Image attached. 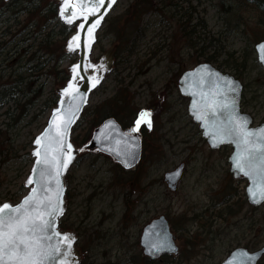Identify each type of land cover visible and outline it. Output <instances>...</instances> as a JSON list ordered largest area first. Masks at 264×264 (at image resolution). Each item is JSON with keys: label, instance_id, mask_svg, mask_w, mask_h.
Wrapping results in <instances>:
<instances>
[{"label": "rangeland", "instance_id": "1", "mask_svg": "<svg viewBox=\"0 0 264 264\" xmlns=\"http://www.w3.org/2000/svg\"><path fill=\"white\" fill-rule=\"evenodd\" d=\"M161 1L163 8L152 9L137 19L136 11L125 13L138 0H119L103 24L93 51L97 61L108 49H115L116 65L91 94L73 129L79 154L67 174L66 209L60 228L78 236L80 264H110V259L118 263L117 252L127 249L133 254L136 250L139 264H145L139 244L141 231L145 222L160 215L171 221L180 245L181 254L171 264H178V260L181 264H220L238 245L249 244L251 250L264 245V204H248L246 181L229 172L231 148L209 147L172 84L183 71L205 61L202 46L212 52L218 50L216 64L231 73L235 71L224 62L228 53L247 57L246 67L239 74L245 87L243 109L253 116L255 124L263 122L264 67L256 54L251 56L253 39L264 33L263 15L255 7L247 9L238 4L236 22L229 6L232 0H148L152 6ZM10 3H0V41L5 45L0 46V204H16L28 192L25 181L34 162L35 137L56 106L52 105L53 95L58 96L56 89L68 80L62 79V71L69 77L67 67L78 59L77 53L65 51L66 39L59 37L51 50L60 58L63 45L67 56L59 59L58 69L50 71L55 65L52 62L41 70L44 61L39 52L31 59L39 40L28 41L33 45L29 54H18L15 47L28 36H23L22 29L31 15L18 13L21 0ZM47 22L39 20L40 28ZM238 24L244 26L236 29ZM193 29L196 33L192 35ZM8 30L19 35L5 37L3 33ZM192 42H197V47L192 48ZM9 91L20 92L14 100L1 98V92ZM142 112L151 113V127L141 128L143 154L135 168L126 170L112 156L87 146L97 123L115 117L123 127H130ZM182 162L187 164L185 180L172 190L164 176ZM225 175L229 176L228 185L222 182ZM225 195L228 200L232 198L231 209L212 207L211 216L217 215L216 230L204 236L199 215L209 211L211 201L222 200Z\"/></svg>", "mask_w": 264, "mask_h": 264}, {"label": "water", "instance_id": "2", "mask_svg": "<svg viewBox=\"0 0 264 264\" xmlns=\"http://www.w3.org/2000/svg\"><path fill=\"white\" fill-rule=\"evenodd\" d=\"M10 1L11 0H4V2ZM56 1L59 3V19L68 25L76 23L75 31L66 40L65 50L68 53H77L78 59L67 67L69 79L63 87L56 89L58 94L57 104L51 111L46 127L34 140V148L32 150L34 162L30 174L25 181V185L29 187L28 192L18 203L14 204L11 201H7L0 204V206L4 204H9L13 207L20 206L23 204L24 200L32 194L33 189H40L39 183H33L32 185L28 184L30 178L36 181L40 179L39 176H33V170L37 168L36 162L39 159L35 155L38 150H40L42 154L47 150L49 160H51L52 157H56L61 166L66 163L67 167H61L58 178L55 176L54 168L48 170L45 176L46 188L44 192L47 195H51L53 200H55L56 180L59 179L60 185L62 186L61 207L63 212L56 217L55 230L62 235H68L74 238L71 245V252L69 253L68 264H71L72 261H74L75 264H80L82 257L80 251L76 247V233L69 230L65 231L60 228V218L66 209L67 174L79 154V150L72 140V130L79 121L85 107L88 105L91 93L102 84L106 75L113 69L115 61L114 49H108L102 54L98 61L93 59L92 54L104 20L114 9L119 0H115L110 6L106 0L105 7H107V12L103 15V18L100 19L99 24L92 29L91 36L88 35L86 30L95 23L97 17L88 14V19L84 20L83 16L78 15L74 18L73 23H68V14L72 11L79 12V9L69 7L68 12L62 16L61 12L63 10L64 0ZM100 11L104 12V9L101 8ZM81 24H83L85 31H81L79 27ZM77 36L80 37L78 44L74 43V38ZM70 45H72L71 48ZM254 49L258 62L264 67V39L256 43ZM75 66H79L76 73L73 72ZM225 79L231 81L233 86L238 90L235 93H227L229 99L234 97L236 100L235 108L238 118L241 121H248L247 128L249 130L256 131L264 128V122L259 125H253L252 115L241 111V100L244 90L242 82L234 75L222 72L213 64L203 62L185 71L180 77L178 85L180 92L184 96L190 97L188 112L192 116L194 122L199 124L202 130V136L207 139L210 147L212 149H217L223 145L232 146V153L229 156L231 171L247 179L248 185L246 187V194L248 202L253 206H260L264 203V196L261 195V191L264 189V178L257 175L254 180L237 170L235 166L236 157L238 153L243 151L244 146L238 143L218 142L214 135L219 124L226 122L227 119V112L219 110V105L225 102L224 96L220 95V93L226 91L224 84ZM70 85L72 86L71 88ZM66 91L70 94L65 95L64 93ZM214 112L215 114H213ZM56 114H59L62 118L58 120L57 123L66 129V135L63 137L65 147L63 148L58 144V138L52 126V121L56 118ZM201 117H206V122L201 119ZM69 120H71V123H67ZM135 128L136 124L134 127L124 130L115 118L109 117L94 130L89 147L97 148L101 152L112 156L113 159L120 163L125 169H132L141 160L142 152L141 139L138 135V131H134ZM42 136L46 137L42 142L43 147L36 144L37 139ZM67 145H71V148L68 149L66 147ZM65 153H67V155H65ZM68 156H70V159H68ZM182 172L183 165H180L176 169L165 174L164 179L172 190L177 189ZM140 242L144 249V253L152 258H158L166 253L177 254L179 251L174 240V235L170 229L169 221L165 216L154 219L144 227ZM241 253H245L248 257L252 258L249 264H258L264 256V245L256 250L237 247L231 251L221 264H240L243 259V257L240 256Z\"/></svg>", "mask_w": 264, "mask_h": 264}, {"label": "snow or ice", "instance_id": "3", "mask_svg": "<svg viewBox=\"0 0 264 264\" xmlns=\"http://www.w3.org/2000/svg\"><path fill=\"white\" fill-rule=\"evenodd\" d=\"M114 2L115 0H107L109 6ZM105 4L106 0H64L61 15H65L69 7H73L79 9V12H70L67 17L68 23H73L74 18L78 15L83 16L84 20L88 19V14L96 16L95 23L86 30L91 36L92 29L99 24L100 19L107 12ZM101 8L104 9V12L100 11ZM79 27L81 31H85L83 24ZM79 41V36L74 38V43L78 44ZM71 47L72 45H70ZM78 68L79 66H75L73 72L76 73ZM224 84L226 91L220 95L224 96L225 102L219 105V110L227 112V119L226 122L219 124L214 135L218 142L238 143L244 146L243 151L238 153L235 160L237 170L254 180L257 175L264 178V128L256 131L247 128L248 121H241L237 116L235 98L229 99L227 95L228 92H237V88L227 79ZM64 94L69 95L70 93L66 91ZM60 119L62 118L59 114H56L52 126L58 138L57 142L63 148L65 147L63 137L66 135V129L57 123ZM201 119L205 122L207 120L206 117H201ZM67 123H71V120ZM142 123L151 127L150 112L140 114L134 131H139ZM45 139L46 137L42 136L37 139L36 144L43 147L42 142ZM66 147L70 149L71 145ZM35 155L39 159L36 162L37 168L33 170V176H39L40 179L36 181L30 178L28 184L39 183L40 189H33L32 194L20 206L13 207L9 204L0 206V264H62V262L68 264L69 261L74 238L62 235L55 230L56 217L63 212L61 207L62 186L59 179L56 180L55 200L44 192L46 188L45 176L48 170L54 168L55 176L58 178L61 167L66 168L67 164L61 166L56 157L49 160L47 150L43 154L38 150ZM261 195L264 196V189H262ZM240 256L243 257L240 264H249L252 259L245 253H241ZM71 264H75V262L72 261Z\"/></svg>", "mask_w": 264, "mask_h": 264}, {"label": "trees", "instance_id": "4", "mask_svg": "<svg viewBox=\"0 0 264 264\" xmlns=\"http://www.w3.org/2000/svg\"><path fill=\"white\" fill-rule=\"evenodd\" d=\"M0 3H2V5L5 6H10L11 3H5L4 1L0 0ZM152 3L148 2V0H138V2L132 4L131 6L128 7V9L126 11H136L137 15L141 14L143 11L149 12L152 11V9H157L158 8H163V4L162 1L160 2V4L162 6H160L159 2L155 4H153V6L151 5ZM231 7H233V12L231 14L232 15V19L235 20L236 22L238 21L237 19V9L236 6H238V4H240L241 6H246L247 9L250 7H255V9L257 11H259L260 14L263 15V20H264V0H232V3H229ZM250 6V7H249ZM19 12L18 13H23L25 15L28 14L31 15V18L28 22V24L26 25V28H24V30L22 29V34L24 35H28L27 37H25V39H23L24 41H20L22 42V45H18L15 47V50L18 54L22 55H26L29 54V50L32 48L33 45H29L28 41L30 39H33V41H37L38 42V46L37 49L34 51L31 59H34V57L36 56V53L39 52V58L43 59L44 63H41L40 67L42 70V67L45 65H49L52 62H55L54 67H52L50 69L51 70H55L58 69L59 66V59L64 58L65 56H67V53L63 50V45L60 47L59 51L61 52L60 54V58L56 56V51H52L51 48L53 47V42L55 41V38H60L63 40L67 39L69 37V35L74 31L75 29V25H66L64 23H62L58 17V3L54 0H21V4L19 6ZM39 10V11H37ZM16 13H14L15 15ZM46 20L47 19V25L45 26V24H43L45 27L44 28H40L39 25V20ZM50 23H53L52 27L49 26ZM201 25L203 27L204 23H201ZM49 26V27H48ZM239 27L244 26L243 24H238L237 25ZM235 29V27H234ZM192 35L196 33V30H192ZM236 31V30H234ZM243 32V30H242ZM6 36L11 37L13 35V37L15 38V36H18L19 34H15L13 31L8 30V31H4L3 33ZM197 37V36H195ZM264 38V33H262V35H257V37L254 40V43H252V48H253V54L254 55V45L255 43H257L258 41L262 40ZM192 39V38H191ZM13 40V39H11ZM9 40V41H11ZM219 39H216L215 41H218ZM8 41V42H9ZM214 41V38L211 40V42ZM12 42V41H11ZM19 42V43H20ZM254 44V45H253ZM4 43L2 41H0V46H2V48L5 46H3ZM129 46L131 47V44H129ZM19 47H21V49H19ZM192 48L197 47V42H192L191 45ZM22 53V54H21ZM201 55H205L204 56V60L206 62H210L214 65H217L216 63H218V58L220 55V52L218 50H214L213 52L211 50L208 49V46H202L201 50H200ZM229 58V59H228ZM228 58L224 60V62L232 68L233 72L238 78L240 72H243L242 70L245 69L246 67V62H247V57H243V56H239V57H235L233 53H228ZM60 59V60H61ZM63 60V59H62ZM229 61L231 63H229ZM1 66V65H0ZM217 67L220 68V66L217 65ZM10 68V66L8 67ZM63 72V76L62 79H67L68 76L66 75L65 71ZM42 73V72H41ZM2 76L0 75V78ZM20 83V82H18ZM5 84L2 83L1 86H4ZM2 88V87H1ZM20 91H9L8 93H4L1 92V98L3 97H8L9 100H14V95L16 93H18ZM57 95H53L52 97V105H55V103L57 102ZM14 98V99H13ZM104 117V116H103ZM98 125V123H97ZM96 125V126H97ZM135 181V179H134ZM133 184V182L131 183ZM259 264H264V260L261 261Z\"/></svg>", "mask_w": 264, "mask_h": 264}, {"label": "flooded vegetation", "instance_id": "5", "mask_svg": "<svg viewBox=\"0 0 264 264\" xmlns=\"http://www.w3.org/2000/svg\"><path fill=\"white\" fill-rule=\"evenodd\" d=\"M128 12H130V11H126V13H125V15H127L128 14ZM122 16V15H121ZM134 17L135 18H137V19H139V18H141V19H143V17H144V13L142 12L141 14H139V15H137V12L134 14ZM186 71V70H185ZM185 71H183L182 73H181V75L185 72ZM181 75H180V77H181ZM179 77V78H180ZM179 80V79H178ZM178 82L179 81H177L176 83H172V84H174V91L176 90V91H178L177 93H178V96H179V99L182 101V103H186V105H187V112H188V106H189V102H190V97H188V96H184V95H182L181 94V92H180V90H179V85H178ZM168 92V91H167ZM162 96H163V93H162ZM241 106H242V111H244V109H243V99H242V102H241ZM244 112H246V111H244ZM140 114H138V115H136V119L138 118V116H139ZM135 119V120H136ZM135 120H134V122H135ZM134 124V123H133ZM132 124V125H133ZM131 125V126H132ZM198 125V124H197ZM123 126V125H122ZM130 126V127H131ZM144 126V125H143ZM142 126V127H143ZM130 127H123L124 129H128V128H130ZM141 127V128H142ZM138 135L140 136V138H141V140H143V132L141 131V129H140V131L138 132ZM207 142V141H206ZM226 146H228V145H226ZM225 146H222V147H220L219 149H223ZM228 147H230V146H228ZM231 148V147H230ZM218 150V149H217ZM228 160H229V157H228ZM229 162V161H228ZM182 165H183V173H182V176H181V178H180V180H179V183H182L184 180H185V173H186V168H187V164L185 163V162H182ZM230 169V173H231V176H234V177H236V178H241L242 179V175H236V173L235 172H232L231 171V167L229 168ZM226 176V175H225ZM229 180V176H226L225 177V179H223L222 180V182L225 184V185H228V181H227V179ZM243 181L245 182L246 181V187H247V185H248V181L243 177ZM166 184L168 185V183L166 182ZM168 187H169V185H168ZM177 190V189H176ZM225 193H227L226 191L224 192L223 191V193L222 194H225ZM246 199H247V195H246ZM231 200V201H230ZM230 200H228V197L225 195L224 196V198L222 199V200H219V201H211V204L210 205H207L208 206V208H209V211H208V209H206V210H204L200 215H199V218H200V220H203V221H201V226H202V232L204 233V236H206V235H210V234H212L213 232H215V230L216 229H214V226H215V223H216V219H217V215L216 216H214V217H212L211 216V210H212V207H227V208H230L231 209V206H232V203H230V202H232V198L230 199ZM247 202H248V199H247ZM248 204H249V202H248ZM87 207V206H86ZM253 207H255V206H253ZM88 208V207H87ZM228 213L229 214H231V210H228ZM208 214H209V216H208ZM162 216H164V215H162ZM208 216V217H207ZM159 217V216H158ZM158 217H153L150 221H147V222H145L144 223V226H143V228H142V231H141V235H142V232H143V229H144V227L147 225V224H149L151 221H153L154 219H156V218H158ZM207 217V218H206ZM206 218V219H205ZM205 219V220H204ZM193 220H197V217H193ZM169 221V225H170V229H171V231H172V229H173V227L171 226V221L170 220H168ZM172 233H173V231H172ZM141 235H140V238H139V244H140V247H141V250H142V259L145 261V264H171L170 262H172L173 261V259L174 258H176V259H178V257H179V255L181 254V250H180V245L178 244V242H177V237L175 236V234L173 233V235H174V240H175V243H176V245L178 246V249H179V251H178V253L177 254H175V253H172V254H169V253H166V254H163V255H161L160 257H158V258H152V257H149V256H147L145 253H144V249H143V247L141 246V242H140V240H141ZM202 242H204L203 240H201V243ZM77 243H78V241H77ZM250 245L248 244V246H241V245H238L237 247H243V248H247V249H250V247H249ZM236 248V247H235ZM234 248V249H235ZM234 249H232V250H230V252L228 253V255L231 253V251H233ZM133 250L132 249H127V251H118L117 252V260H118V263L115 261V260H113V259H110L109 260V262H110V264H139V261L137 260V258H136V256L134 255V254H136L137 252H136V250H135V253L133 254V252H132ZM125 255H131L132 257H130L129 259H127V256H126V258H124V256ZM227 255V256H228ZM226 256V257H227ZM225 257V258H226ZM224 258V259H225ZM142 259H140V260H142ZM224 259L220 262V264L224 261ZM103 264V263H102ZM143 264V263H142ZM174 264H176V262L174 263ZM178 264H181V260H178Z\"/></svg>", "mask_w": 264, "mask_h": 264}, {"label": "bare ground", "instance_id": "6", "mask_svg": "<svg viewBox=\"0 0 264 264\" xmlns=\"http://www.w3.org/2000/svg\"><path fill=\"white\" fill-rule=\"evenodd\" d=\"M66 195H67V191H66Z\"/></svg>", "mask_w": 264, "mask_h": 264}]
</instances>
